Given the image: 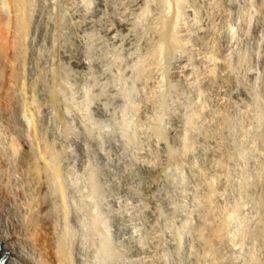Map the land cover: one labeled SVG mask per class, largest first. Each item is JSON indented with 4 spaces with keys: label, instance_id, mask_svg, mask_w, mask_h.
<instances>
[{
    "label": "rangeland",
    "instance_id": "obj_1",
    "mask_svg": "<svg viewBox=\"0 0 264 264\" xmlns=\"http://www.w3.org/2000/svg\"><path fill=\"white\" fill-rule=\"evenodd\" d=\"M133 1L47 0L46 5L49 36L46 106L50 104L52 108L48 125L53 122L49 129L56 136L60 134L61 151L66 155L62 165L66 164L67 169L73 165L76 170H66L71 174L64 173L70 177L62 176L63 185L67 196L73 198L77 189L93 182L90 187L84 186L89 190L87 194L81 193L85 195L78 200L80 204L86 202L78 215L84 211L85 216H80L88 217L82 219L85 225L79 229L88 236L82 239L93 238V242L89 241L93 244L84 245L91 246L87 248L92 252L88 255V264H245L253 256L256 261L253 259L247 264H258L262 258L258 255L262 254L259 253L261 246L258 241L249 245L241 228L245 230L250 224H257L255 218L260 212L257 202L261 197L256 187L264 175L262 153L257 139L251 137L263 121L260 123L259 116L253 115H256L254 104L235 98L232 84L237 79L252 80L249 74L255 72L258 82L255 79L256 83L254 80L249 83L259 86L261 76L256 58L261 51L248 45L252 52H244V41L234 33L233 46H230L233 49L228 51L227 68L223 72L226 79L210 59L217 50L213 49L214 45L218 47L211 32L219 24L216 18L223 8L221 0H203L204 4L194 0L200 8L192 0L178 3L141 0L140 9L134 11ZM215 11H218L216 16ZM177 12H181L180 16ZM250 14L246 12L244 17L252 25L254 18ZM124 15L128 16V30L120 31L123 36L114 41L110 38L114 32L108 34L105 30L114 23L115 17ZM206 27L210 30L204 33L207 48L203 46V49L197 38ZM162 32L166 36L174 32L177 44L167 40L162 43ZM235 43L242 47L236 48ZM199 54L202 57L207 54L208 60ZM237 55L243 59L238 63L240 67L235 63ZM75 56L83 59L82 66L73 65ZM242 62L246 63L244 67ZM185 67L191 72L189 80L177 77V72ZM237 68L243 70L242 74ZM231 70L234 71L231 73ZM80 131L84 133L81 135ZM72 133L78 137L88 135L93 147L89 146L86 156L82 157L73 145L76 136ZM146 161L156 168L152 192L156 196L157 218L151 223L144 215L145 201L139 197L144 192V181L133 178L141 162L146 164ZM122 178H127L128 184ZM133 181L142 183L137 187ZM50 189L48 194L55 190ZM69 200L68 208L72 209L69 206L73 203ZM87 220L90 222L86 223ZM218 229L219 234H215ZM79 230L77 233L81 234ZM237 237L242 241L236 240Z\"/></svg>",
    "mask_w": 264,
    "mask_h": 264
},
{
    "label": "bare ground",
    "instance_id": "obj_2",
    "mask_svg": "<svg viewBox=\"0 0 264 264\" xmlns=\"http://www.w3.org/2000/svg\"><path fill=\"white\" fill-rule=\"evenodd\" d=\"M140 1L141 0L133 1V3L131 4V9L133 11L136 10L137 8L140 9L138 5V3L139 4L141 3ZM175 1L178 3V1L180 0H175ZM195 1L200 4L203 3L202 2L203 0H198V1L195 0ZM192 2H194V0H192ZM220 2L223 4L222 6L223 8L219 6L222 8V9L220 8L221 12L219 13L218 12L219 10L215 11V16H216V13L218 12L216 20L218 19L219 24L217 25V27L214 26L215 30L213 31L212 29L213 32H211L215 36L214 38H216L217 40L216 43L218 44L216 46L218 47H215L214 45L213 49L217 48V50L216 52H213V53H212L213 49L211 48L210 53H212V55L210 59H213V61L212 60L210 61H212L211 62L212 64L213 62H215L216 66H218V68L220 69L221 75L223 74V72L226 71V68H227L228 51L233 46L231 44L233 40L235 39L233 38L234 33H237L238 37H240L244 41L243 42L245 46L244 52L247 53V51L249 50V46L251 48L257 47L261 51L260 56L256 58L257 60L256 64L260 68V76H261V81H259L261 83H258L259 84V86H257L258 88L256 87L257 84H251L255 81L257 77V73L251 72V71H250L251 73L249 74L250 75L249 79H252V80L247 81L248 78L245 79L246 81L242 79L241 80L237 79L238 82H235V84H232V85H235V90H234L235 91L234 95H236L235 98L237 97L239 99L246 100V102L248 101L252 105L254 104L255 108H253V110H255L256 115L255 114L253 115L255 117L259 116L258 120L260 123L263 121L262 127H260L257 124L258 125L257 129L255 131L251 130V133L253 131L252 134L255 136L251 138H256L258 141L257 145L259 146V149H260L259 152L262 153L261 166L263 167V171H264V0H237V1L236 0H221ZM168 3L170 5L171 2H167V4ZM194 3L191 5H194ZM195 4L197 7L200 6L199 4L198 6L197 3ZM46 5H47V0H0V258L2 259V264H88V262H90V259H88V257L90 256L88 255L92 253V252L89 253L87 251V248L91 247L90 245L93 244V243L91 244L89 243L91 238H87L89 240L84 239L83 241L82 237H85V236L88 237L86 235L87 233L82 234V231L79 230L81 229L82 225L83 226L85 225V222L82 221V219L84 218V220H86L88 217L80 216L81 214L84 213V211L83 213L80 212V215H78L79 214L78 212L80 210L82 211V209H80L81 205H84L86 203V202L85 203L83 202L84 204L83 203L80 204V201L78 202V200H80L79 198H81L83 195L87 194L86 190L87 189L89 190V188L85 190L84 186H86L87 184L83 186L84 189L82 187L79 188V189H83V191L77 189L75 186H69V187H74L75 189H77L76 191L80 192V195L79 193L75 192L74 189L71 188L72 190H74L73 192H75V194L76 193L78 194V195L76 194L75 196V194L73 193L74 194L73 198L77 196L79 197H77L78 199L76 198V200H74L73 198H70L69 196H67V192H66V189L62 181V176L71 174V173H68L66 170L72 172V170H74L73 168L74 166L71 165L73 169L70 167L71 169L70 170L66 168V164H64V166L62 165V163L64 162L63 158L66 157V155L63 154V152L65 153V151L63 152L61 151L60 144H62V142L59 141V137H58L60 134L56 136L54 130L49 129L51 128L52 125H54L53 122H52V125L50 126L48 125V123L49 124L51 123L49 122V119H51L52 117L51 118L49 117V112L52 113V108H49L51 107L49 106L50 104L46 106V99L48 97V94H47L48 91H47V86H46L48 85V83L46 84V78H47V71H49L47 70L48 59H49L48 58L49 55L47 54L48 52L47 50L49 48L47 49V46L49 43V36H48V19H47L48 15H46L47 13ZM201 6H204V5H201ZM164 7H165V4H164ZM157 9H159V7ZM252 9L254 10V12ZM167 10H169V7L167 8ZM250 11L252 12V14L254 13L253 16L250 14L251 13ZM246 12H249L251 17L254 18L252 25L248 23L249 21L251 22V20L247 21L246 18L244 17V14ZM153 13L154 12H152V14ZM121 14L123 15V13ZM167 14H168V11H167ZM179 14L178 16H180ZM150 16L151 18L152 16L154 18V14ZM127 17L128 16H125V15L122 18L115 17L114 23L112 25H109V27L106 28L105 30L106 33L111 34L114 32L113 35L110 37L112 40L118 41L120 36H123L122 33H120V31L128 30L127 25L129 23H128ZM155 18H158V17H155ZM176 19H174V21ZM155 20L156 19H154L153 21ZM157 21H160V19ZM214 24H211V26H213ZM249 25H251V28H250L251 32L248 30L250 27ZM208 26H210V24ZM208 30L210 29L207 28L206 31H203V34H200V36L198 35L199 37L197 38V42L202 47L204 46V40H205L204 33H206ZM248 31L250 32V34H248L249 33ZM201 32L202 31H200V33ZM165 34L166 33H163V32L160 34L162 38V43H164L165 40H167L171 44H177L178 38L174 32H172L171 34L169 33L168 36H166ZM179 35L180 34H178V36ZM186 37L188 36L186 35ZM194 37H197V36H194ZM191 38H192V35H191ZM147 40L150 41L149 39ZM193 40L195 39H192V42H194ZM236 40H237V37H236ZM238 43H235L237 44L236 46H238ZM185 44L187 43L185 42ZM240 45L236 48L242 47ZM204 47L207 48V46H204ZM240 49H238L237 51L239 52ZM207 51L208 50H206V52ZM253 54H255V52ZM241 55L236 56V61H235L236 64L241 63V61H243ZM204 56L205 55H203L202 57L200 55V58L201 57L203 59L206 58L207 54L205 57ZM231 61L229 60V63H231ZM247 61L249 60L247 59ZM83 63H84L83 59H81L80 56H75L73 58V65L75 67L82 66ZM245 64L246 63L243 64L242 62L243 67ZM240 66L241 65H239V67ZM238 69L239 68H237V70ZM180 71L181 72L179 74L177 72V77H180L183 80L190 79L191 72L189 71V67L188 68L185 67ZM233 71L231 70V73ZM242 72L243 70L241 71V74ZM236 74L240 78L239 74L238 73ZM224 78H226L225 75H224ZM225 82H228V81L226 80ZM223 90L221 91L222 94H223ZM48 108L51 110H48ZM257 121L254 120V122H257ZM83 131H80L81 135ZM56 132H59V131L56 130ZM73 136H76V138L74 137L73 145L76 146L77 150L80 152L82 157L86 156L90 149L89 146L92 145L90 144V141L87 138L88 135L85 136L83 134V136L78 137L77 134H74ZM98 144L99 143H97V145ZM93 149L94 148H92V150ZM67 155L69 154L67 153ZM69 156L68 158H70ZM96 158L99 159V157H96ZM83 159L84 158H82V160ZM71 161H70V164H71ZM83 162L84 161H82V163ZM142 163L143 162H141V164L137 168V173L133 176V178L144 181V186H143L144 189H142L144 190V192L142 191L143 194L141 196L139 195L138 196L145 201V207L143 209L144 215L146 219L150 221L151 223V221L157 215L156 214V199H155L156 196L154 197L155 194L153 195V192H152V188H153L152 178L156 172V168H155V165H150V163L148 164L147 161H146V164L145 163L142 164ZM85 167H82V168H85ZM125 169H124V172L126 171ZM260 170H261V167H260ZM260 170H258V172ZM75 171L76 170H74V172ZM84 171L82 172L86 174V172ZM65 172L68 174H64ZM74 172L72 176L75 175ZM262 174H260V177ZM68 177L70 176L68 175ZM68 177L66 176L65 178L68 179ZM122 177H125V176H122ZM263 177H262L263 179L262 182L259 185H257L258 187H256L258 189L257 192L259 193L261 197L257 202L258 207H259L258 209L260 211L259 215L257 216L258 218H255L257 221V224L254 223L253 225V223L250 220L249 222L252 223L250 224V226L246 227L245 230H244L245 227L241 228V231H244L243 234L239 231V233H241L243 237L247 238L248 243L249 242L254 243L256 241L259 242L260 244L259 246H261L260 249H262V252L260 251V249H259L260 252L259 251L258 252L262 254H258V255L260 256L262 255V258L260 259L259 258L260 256L258 257L260 259L258 264H264V204H263L264 178ZM125 179L122 178V180L126 182ZM91 180H93V177L91 178ZM68 182L70 183V180ZM71 182H72V185H74L73 181ZM127 182L126 184H128ZM75 183L77 184V182ZM92 183L93 182H91V185L86 186V187L92 186ZM134 183L136 184V182ZM141 183L142 182L137 183V184L139 185ZM257 183H258V180H257ZM50 185H52V187H49ZM32 187L36 188L35 192L33 191ZM48 187L49 189L54 188L55 189L54 192L52 190L51 194H48L47 193V191H49ZM77 187L79 186L77 185ZM257 189H254V190L256 191ZM84 191H85V194H81ZM248 194L250 193H247V195ZM88 197L90 198L91 196L89 195ZM140 198L139 200L141 201ZM68 200L72 201L73 203V206H69V207H72V209L68 208ZM252 201H254V199ZM84 207H86V205ZM140 211H141V208H140ZM84 214L83 216H85ZM253 215L255 216L254 213ZM224 220L226 222V219ZM224 220H222L223 221L222 225H224L225 223ZM88 222H90V220L86 221V223ZM86 226L89 227V224H87ZM92 226L93 224L91 225V227ZM77 230H79V232L81 231L82 235L78 234ZM84 230L86 232L87 229H83V231ZM92 230L93 229H91V231ZM92 232H91L92 235L90 234L91 237L94 236L93 235L94 233ZM218 232H219V229L215 231V234ZM241 234L240 235L238 234V236L240 237ZM204 237H206V235ZM239 237H237L238 239L236 240H239V242H241L242 240L239 239ZM92 240L93 238L91 239V241ZM86 241L88 243H86ZM251 243H249V245ZM87 244H90V245L84 246ZM229 246H231V244ZM255 249L257 250L256 247ZM252 256H250L251 259H252ZM247 259L245 260L247 261ZM253 259H255L254 256H253ZM253 259L252 261L251 260L249 261L253 262Z\"/></svg>",
    "mask_w": 264,
    "mask_h": 264
},
{
    "label": "water",
    "instance_id": "obj_3",
    "mask_svg": "<svg viewBox=\"0 0 264 264\" xmlns=\"http://www.w3.org/2000/svg\"><path fill=\"white\" fill-rule=\"evenodd\" d=\"M0 264H2V259L0 258Z\"/></svg>",
    "mask_w": 264,
    "mask_h": 264
}]
</instances>
